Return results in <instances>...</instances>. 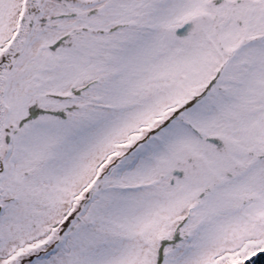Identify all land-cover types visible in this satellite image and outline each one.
<instances>
[{"label": "snow or ice", "instance_id": "1", "mask_svg": "<svg viewBox=\"0 0 264 264\" xmlns=\"http://www.w3.org/2000/svg\"><path fill=\"white\" fill-rule=\"evenodd\" d=\"M0 264H264V0H0Z\"/></svg>", "mask_w": 264, "mask_h": 264}]
</instances>
